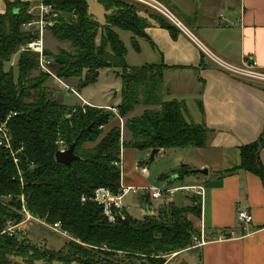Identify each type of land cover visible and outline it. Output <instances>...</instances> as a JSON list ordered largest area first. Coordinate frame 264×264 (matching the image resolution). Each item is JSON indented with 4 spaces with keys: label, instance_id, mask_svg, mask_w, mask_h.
Returning <instances> with one entry per match:
<instances>
[{
    "label": "trees",
    "instance_id": "obj_1",
    "mask_svg": "<svg viewBox=\"0 0 264 264\" xmlns=\"http://www.w3.org/2000/svg\"><path fill=\"white\" fill-rule=\"evenodd\" d=\"M97 1L106 11L105 24L90 14L88 0H41L51 9L53 25L48 31L56 41L69 45L56 54L47 49L45 53L53 61L56 77L77 81L78 89L94 84L100 71L115 69L122 81L119 117L108 109L67 106L54 99L47 86L51 76L39 72L38 55L22 51L38 38L36 30L24 29L37 18L33 5L7 2L6 12L0 14V125L7 123L11 134V149L0 146V264H18L12 262L15 257L21 258L19 264L44 259L47 264H168L167 256L189 249L199 234L190 219L201 216L200 199L195 196L190 197L194 206L171 202L157 215L141 220L123 209L114 223L93 201L100 188L114 194L120 190V169L114 163L125 141L120 126L111 124L116 118L125 120L129 145L137 150L200 149L208 145L210 134L203 124L189 120L184 100L165 101V72L172 68L165 64L131 67L128 49L117 32L131 33L133 47L139 51L138 39L147 37L151 20L174 39L181 30L138 3ZM17 55V62L7 69ZM138 106L146 109L131 117ZM59 141L68 148L75 144L80 159L71 166L56 160ZM263 150L264 129L257 141L240 148L241 166L223 175L244 170L264 182ZM195 173L182 165L178 175ZM24 210L48 225L59 223L69 235L63 247L69 246L67 250H42L8 233L13 219L16 224L24 221Z\"/></svg>",
    "mask_w": 264,
    "mask_h": 264
},
{
    "label": "crops",
    "instance_id": "obj_2",
    "mask_svg": "<svg viewBox=\"0 0 264 264\" xmlns=\"http://www.w3.org/2000/svg\"><path fill=\"white\" fill-rule=\"evenodd\" d=\"M17 1L31 3L34 6L32 13L38 15L41 0H0V14L6 12L7 2ZM166 2L184 21L183 23L179 19L184 28L176 39L167 29L151 20V25L145 30L147 37L138 39L139 51L133 47V35L130 37V47L138 57L143 56L142 63H138L139 58L132 56L129 46L122 41L128 49L127 63L131 67L165 64L172 68L165 72V101L184 100L189 120L195 124H203L210 132L209 143L204 148L160 150L154 158L155 161L157 156L164 155L165 163H169L158 164L152 170L153 176L162 174L163 181L167 182L168 186L162 190L182 186H203L205 189L201 216L190 219L198 232L205 228L209 241L202 247L178 252L167 263L180 261L181 264H264V182L259 176L244 170L223 175L241 166L240 148L257 141L264 129V82L247 81L218 69L193 41L200 42L215 55L237 66H242L248 59L253 58L264 72V0ZM117 32L121 38L120 32ZM51 39V43L56 45L54 52H57L62 47L56 44L54 38ZM44 41L46 49L52 53L47 48L51 43L46 34ZM130 57L135 63L130 62ZM17 60L18 55L13 63ZM72 83L77 87V81ZM74 91L81 102L92 107L117 108L96 105L86 100L80 92ZM189 98L195 105L194 108L191 107ZM145 109L144 106H138L130 115L140 116ZM115 121H121L118 126L122 132L125 120L116 118ZM130 140L131 135L127 131L122 136L125 145L122 147L121 185L146 188L151 185V171L148 176L143 175L137 162L142 153L148 158L151 152L133 148L129 145ZM128 152L133 154L132 164L126 159ZM261 161L264 166V150L261 152ZM182 165L194 171L207 169L208 176L195 173L180 177L178 172ZM184 196L189 201L191 195L184 193ZM138 200L144 204L142 219L148 214L154 215L156 209L151 207L153 199L148 191H144ZM123 206L127 211L124 202ZM147 210L150 211L148 214ZM240 210L248 211L253 217L247 231L238 222ZM127 213L129 214L128 211ZM230 232L234 233L233 237L216 240L221 234L227 235ZM189 252H196V255L182 258L183 254Z\"/></svg>",
    "mask_w": 264,
    "mask_h": 264
},
{
    "label": "rangeland",
    "instance_id": "obj_3",
    "mask_svg": "<svg viewBox=\"0 0 264 264\" xmlns=\"http://www.w3.org/2000/svg\"><path fill=\"white\" fill-rule=\"evenodd\" d=\"M160 1L163 5H165L166 7H169V9L173 12V14L181 20L180 18V14H178L177 11H175L172 7H170L166 0H158ZM41 1H40V5H41ZM88 4H89V12L90 14L94 17V19L96 21H98L100 24H105L106 21V12L104 10V7L97 1V0H88ZM39 5V6H40ZM34 7V6H33ZM183 21V20H181ZM184 23V21H183ZM121 34V39L124 40L125 43H127V45L129 46L130 50H131V54L132 56H135L138 59V63H142L143 61V56H139L136 55V53H134L132 51V48L130 47V37L132 36L131 33L129 32H125V31H119ZM48 37L49 42H52L51 37L53 38V36L51 35V33L49 31H47V33H45ZM51 36V37H50ZM56 44H58V46L62 47V49H68V44H63L60 43L58 41H56ZM46 46V45H45ZM56 46V45H55ZM52 43L48 46L47 48H49L50 50H52L53 54H56L57 52H54L56 50L55 47ZM146 54V52L144 53V55ZM130 62L131 63H135L134 60L132 59V57H130ZM12 66V63L7 65V69L10 68ZM13 68H15V66H13ZM15 73L17 75V69L15 68ZM42 72V71H39ZM101 74H99L96 82L92 85H88L87 87L84 88H80L78 89V87L72 85V82H59L58 80H56L55 78H53L51 76L49 82L47 83L48 88L51 90V94L53 96L54 99H57L59 101H61L62 103H64L67 106H79L81 103L82 105L80 106H86L83 105V102H81L79 100V98L73 93L75 92L74 90H76L77 92H80L81 95L88 100L89 102H92L96 105H100V106H119V100L121 97V87H122V81L121 79L117 76L116 70L115 69H104L102 71H100ZM53 73V71H52ZM49 75V74H48ZM188 97H190V95H188ZM190 100V98H189ZM190 105L192 108L195 107V105L193 104V102H191L190 100ZM91 107V106H89ZM124 120V119H123ZM114 120L112 121L111 124L113 125H119V123L121 122H114ZM127 130L125 129V126H123L122 129V136L124 137V133L126 135ZM66 147V146H64ZM87 147L91 148L93 147V145H88ZM127 152V151H126ZM133 154L132 153H127L126 155V159H128V161L130 162V164L133 163V159H132ZM149 158H146L145 153H142V157H138V162L137 165L140 166H144L151 171V178H150V184L147 187L150 186H156L158 189H165L168 184L166 181H163V177L161 175H159L158 177L153 176L152 170L155 169L157 167V165L159 164H167L169 165V163H165V156H157L156 160L153 161L152 163H149ZM140 159H144V160H140ZM135 165V162H134ZM145 190L139 192V194H129L128 196H126L123 200L125 208L127 209V211L129 212V214L132 216L133 219H137L140 220L142 219V210H144V204L140 203L138 200V197H140L141 194L144 193ZM145 193H147V191H145ZM11 198H9L8 200H10ZM189 201L186 199V197L184 196L183 192H177L175 194V196L172 199V202L174 203V205L178 206V207H182L184 206L186 203H190L188 206H194V201L191 198H188ZM171 202V201H169ZM168 203H166L164 205L163 200H152V208L156 209L154 215L158 214L159 209L162 207L167 208ZM147 205V204H146ZM32 216V215H31ZM33 217V216H32ZM191 218H193V216H190ZM35 218V217H34ZM37 219V218H36ZM195 219V218H194ZM197 220V219H196ZM198 222V220H197ZM11 225L16 226L14 228V231L16 232L17 235H19L20 238H23V240L30 241L31 244L36 245L37 247H40L42 250H50V251H60L61 249H63V247H65L66 245V240L69 239V235L67 233H56L55 231L52 230V227H50L48 224L41 222V220H33L32 218L30 220L28 219H24L23 222L19 223L18 225H16L17 220L13 219L11 222ZM8 223V224H9ZM65 232V231H64ZM69 246H67L65 249H63V251H66L67 248ZM175 254L177 253H173L169 256H167V259L169 260L170 258H173V256H175ZM196 255V252H189L186 254H183L182 258H190ZM122 259V258H120ZM12 262L13 263H22L21 262V258H12ZM32 263L31 261H24L25 264H29ZM46 262H49L47 259L44 260H40L39 263L37 264H47ZM133 263H137L136 261H130ZM54 264H59V263H54ZM76 264V263H75ZM152 264H160L159 262H154ZM172 264H181L180 261H173Z\"/></svg>",
    "mask_w": 264,
    "mask_h": 264
},
{
    "label": "built area",
    "instance_id": "obj_4",
    "mask_svg": "<svg viewBox=\"0 0 264 264\" xmlns=\"http://www.w3.org/2000/svg\"><path fill=\"white\" fill-rule=\"evenodd\" d=\"M127 1L138 3L160 14L161 16H163L164 18L175 24L180 30L184 28L183 24L173 14V12L158 0H127ZM36 16H37L36 20L25 25L24 29L36 30L38 32V38L29 42L26 46H24L22 51H30L37 54L39 57L40 70L43 73L49 74L59 82H62V80L57 78L56 75L52 73L51 65L53 64V61L45 53L46 52V46L44 41L45 33L48 31V28L53 25V20L51 19V9L48 6L41 4L39 6V13ZM193 41L202 50L204 56L208 60H210V62L213 65H215L218 69L228 74H231L232 76L247 81L264 82V72H262L259 69L256 60H254L253 58L248 59V61L245 62L242 66H237L215 55L211 50H209L200 42L195 41L194 39ZM12 64L14 63L12 62ZM73 93L79 97V95L76 92ZM83 104L86 106H91L85 102ZM108 110L113 111V113L118 116V110L116 108H108ZM58 145L60 148V152H65L68 149V147H64L65 145L62 141H59ZM0 146H3L7 149H11V134L7 126V123H3L0 125ZM122 153L123 151L121 150L119 159L114 163L115 166L120 169V174L122 172V158H123ZM139 168L143 175L148 176L149 170L145 166H140ZM143 190L149 192L151 199L163 200V203L169 202L177 192H184L187 195H191V197L192 196L198 197L200 199V204H202L205 195V189L203 186H182L180 188H168L166 190H161L154 186L139 188L133 186L124 187L123 185H120V190L118 194H114L112 191L106 188H100L96 190L93 197V201L103 208V214L106 216L109 222L114 223L116 221L117 215H119L121 211L124 209L123 206L124 198L130 193L138 194L139 191H143ZM24 217L25 220L26 219L30 220L31 218L33 220H37L36 218L32 217L27 211H25ZM238 222L242 226L243 230L247 231L249 225H251L253 222V217L251 216V214H249L248 211L240 210L238 212ZM14 225H11V223H9L7 227V232L10 233L11 235L16 234V232L14 231V228L16 226ZM49 226L52 227V230L55 231L56 233H66L63 231L59 223ZM233 234L234 233L232 232H230L227 235L223 233L221 234L222 236H220L216 240L231 238L233 237ZM208 241H209V236L207 234V231L205 230V228H202L199 234L193 237V245L190 248L202 247Z\"/></svg>",
    "mask_w": 264,
    "mask_h": 264
},
{
    "label": "water",
    "instance_id": "obj_5",
    "mask_svg": "<svg viewBox=\"0 0 264 264\" xmlns=\"http://www.w3.org/2000/svg\"><path fill=\"white\" fill-rule=\"evenodd\" d=\"M99 73H97L98 75ZM159 149H155L151 152L150 156V162L154 161L155 156L159 153ZM80 157L75 154V144L71 145L65 152H60L58 151L56 153V160L58 163L71 166V164L74 161L79 160ZM196 174L203 175V176H208V170L207 169H199L195 170ZM147 214L150 212L149 210L146 211ZM127 223H129L127 221Z\"/></svg>",
    "mask_w": 264,
    "mask_h": 264
}]
</instances>
